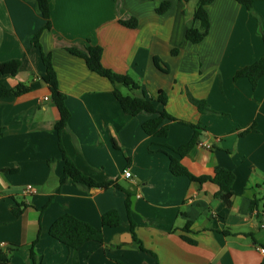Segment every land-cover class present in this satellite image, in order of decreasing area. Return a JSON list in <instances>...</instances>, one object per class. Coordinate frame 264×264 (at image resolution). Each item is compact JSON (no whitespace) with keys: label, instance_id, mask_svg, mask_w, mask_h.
<instances>
[{"label":"crops","instance_id":"1","mask_svg":"<svg viewBox=\"0 0 264 264\" xmlns=\"http://www.w3.org/2000/svg\"><path fill=\"white\" fill-rule=\"evenodd\" d=\"M48 1L51 28L43 30L45 21L31 0H0V63H20L4 85L30 88L20 97L0 99V247H19L10 264H33V244L35 264H264V77L255 90L245 78L234 81L238 70L264 54L255 19L264 26V1L249 12L234 0H212L205 8L208 34L196 45L185 41V32L197 0ZM162 2L170 7L158 15ZM131 18L136 28L119 24ZM41 30L40 51L32 39ZM87 42L102 48L103 67L130 76L147 97L165 93L166 105L156 103L157 110L205 128L199 144L210 149L195 147L181 164L196 177H211L218 168L230 171L235 180L229 208L216 198V185L173 176L169 158L157 152L173 155L165 147L188 143L189 127L167 122L166 138L147 137L141 125L150 116L126 115L112 85L65 50L84 51ZM41 52L51 55L70 112L61 133L65 155L82 175L115 182L135 197L129 215L123 191L84 189L69 178L59 182L64 163L55 131L58 112L42 81ZM154 57L168 65L169 74L154 67ZM186 91L206 101L212 113L200 114ZM28 185L34 195L22 193ZM253 200L258 206L250 214ZM112 210L120 226L101 227V216ZM66 214L101 228L103 244L89 242L73 252L52 239L50 225Z\"/></svg>","mask_w":264,"mask_h":264},{"label":"trees","instance_id":"2","mask_svg":"<svg viewBox=\"0 0 264 264\" xmlns=\"http://www.w3.org/2000/svg\"><path fill=\"white\" fill-rule=\"evenodd\" d=\"M37 12L41 15L45 21V26L43 30H50V8L48 0H31ZM152 1V0H143ZM181 4H186L189 0H178ZM239 5L243 6L247 11L252 12V7L257 1L264 0H234ZM212 0H197V4L193 13L192 21L188 24L185 32V41L191 43L192 45L199 44L208 34L209 31V21L207 12L205 10ZM170 7L169 2H162L155 10L156 14L163 15ZM257 21L259 34L261 35L264 42V26L262 20L255 16ZM198 23V27L195 28V23ZM119 24L128 29H134L137 27V21L135 19L120 20ZM38 31L32 39V44L35 48L39 49V38L41 32ZM69 54L77 57L84 61L87 69L101 78L106 79L113 87V95L115 100L118 102L122 111L129 115L130 117H137L142 114L149 115L150 118L142 123L141 129L147 137L153 138H166L169 133L167 122H176L178 124L189 127L193 131V135L188 143L180 146L177 149H172L165 147L173 155H170L166 150H159L158 153L165 154L169 158V171L175 177H185L191 182H196L199 184L210 182L218 187V193L216 198L221 201V203L229 208L231 206V198L233 196L232 186L235 180L234 175L224 168H218L215 170L213 176H201L196 177L192 175L182 164L181 159L187 156L191 150L199 144V137L202 132H205V128L201 127L200 124L193 125L184 121L177 120L170 116L164 109L157 110L155 104L165 106L167 102V96L165 93H161L156 99L147 97L145 92L141 89L140 85L127 75H119L113 71L103 67L101 63V58L103 55V50L98 45H92L87 42L84 51H80L74 48L65 49ZM41 54V60L45 67V74L42 77V81L45 83L48 89L49 98L51 103L54 105L58 112V121L55 125V131L57 134L58 149L61 154L64 166H63V176L60 178V183L64 181L65 178H69L75 186L84 189H108L113 187L117 190L123 191L115 182L108 183H97L91 178L82 175L73 163L65 155L64 149L61 144V133L66 128L67 122L70 118V112L66 106V96L59 90L57 76L54 71L51 55ZM178 54V49H173L171 51L172 56ZM154 67L163 74H169V67L167 64L161 61L158 57L153 58ZM20 67L18 61H9L5 63H0V99L3 98H17L30 91L29 87L24 85H18L13 89H8L4 85L3 78L6 76L14 77L17 75ZM264 77V54L252 65L244 67L238 70L234 75V81L239 79H247L253 90L256 89L257 84L261 78ZM122 87L128 90L131 94H123L119 88ZM186 97L190 104H192L200 114L212 113L209 105L204 100H198L193 98L189 92H185ZM244 133H247L245 131ZM3 136V131L0 130V139ZM50 163V161H49ZM6 174H13L16 172L14 169L3 170ZM126 200L125 207L127 214L130 213L131 205V195L127 191H123ZM258 203L253 200L250 204V214L257 208ZM22 210H13L15 216H19ZM130 219V218H129ZM120 226V216L117 211L112 210L101 216V227L116 228ZM134 227L130 220V230ZM49 236L64 245L66 248L73 252H77L83 245L89 242H94L97 244H103V234L101 228H95L90 224L81 221L71 215H62L57 218L49 227ZM226 234V233H225ZM134 242L137 244V249L141 252H145L141 243L134 237ZM34 244L29 248V259L35 264L36 256L34 254ZM19 247H0V264H10L11 257Z\"/></svg>","mask_w":264,"mask_h":264},{"label":"built area","instance_id":"3","mask_svg":"<svg viewBox=\"0 0 264 264\" xmlns=\"http://www.w3.org/2000/svg\"><path fill=\"white\" fill-rule=\"evenodd\" d=\"M44 100H45V101H48L49 99H48V98H45ZM198 146H199V147H204V148H206V149H210V146H209V145L198 144ZM123 177H124L125 179H129V178L131 177V173H130V171H129V170H125V171L123 172ZM22 193H23L24 195H34V194L36 193V190H35L32 186L28 185V186H26V187L23 189ZM260 252H261L262 255H264V249L261 248V249H260Z\"/></svg>","mask_w":264,"mask_h":264},{"label":"rangeland","instance_id":"4","mask_svg":"<svg viewBox=\"0 0 264 264\" xmlns=\"http://www.w3.org/2000/svg\"><path fill=\"white\" fill-rule=\"evenodd\" d=\"M120 89L122 90L121 92L123 93V94H125V95H128V93L127 92H129L128 90H126V89H124V88H122V87H120ZM130 93V92H129ZM131 94V93H130Z\"/></svg>","mask_w":264,"mask_h":264},{"label":"water","instance_id":"5","mask_svg":"<svg viewBox=\"0 0 264 264\" xmlns=\"http://www.w3.org/2000/svg\"><path fill=\"white\" fill-rule=\"evenodd\" d=\"M135 199V197H131V201L133 202V200ZM133 208V205L131 206Z\"/></svg>","mask_w":264,"mask_h":264}]
</instances>
